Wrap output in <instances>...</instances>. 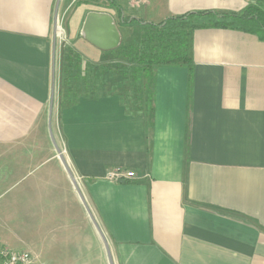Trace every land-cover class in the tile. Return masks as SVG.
<instances>
[{
	"label": "crops",
	"instance_id": "obj_1",
	"mask_svg": "<svg viewBox=\"0 0 264 264\" xmlns=\"http://www.w3.org/2000/svg\"><path fill=\"white\" fill-rule=\"evenodd\" d=\"M64 1L0 0V220L33 232L22 246L1 243L29 250L33 264H108L58 149L114 264H264V40L195 28L191 90L186 67L155 69L148 147L143 112L123 94L130 81L103 66L116 50L79 33L89 10L110 12L122 41L135 30L122 18L157 23L264 0H98L107 7L78 10L70 36L88 61L83 78L60 82L53 27ZM116 167L134 176L106 179Z\"/></svg>",
	"mask_w": 264,
	"mask_h": 264
},
{
	"label": "trees",
	"instance_id": "obj_2",
	"mask_svg": "<svg viewBox=\"0 0 264 264\" xmlns=\"http://www.w3.org/2000/svg\"><path fill=\"white\" fill-rule=\"evenodd\" d=\"M203 16H207L206 20L196 23V19ZM122 22L133 24L138 29V37L129 40L127 46L121 41L114 50L121 52V57L118 58L122 59L120 65L128 67V73L126 71L123 73L124 78L141 82L140 96L136 106L144 115L148 147L153 127L155 69L159 66L186 67L188 88L191 90L194 66L192 34L195 28L200 26H237L256 33L259 38L264 40V9L255 4H248L237 12H187L167 17L157 23H142L135 18H122ZM76 58V54L68 49L67 54L62 56V65L65 61ZM61 67L63 68V66Z\"/></svg>",
	"mask_w": 264,
	"mask_h": 264
},
{
	"label": "rangeland",
	"instance_id": "obj_3",
	"mask_svg": "<svg viewBox=\"0 0 264 264\" xmlns=\"http://www.w3.org/2000/svg\"><path fill=\"white\" fill-rule=\"evenodd\" d=\"M80 0H66L64 1V4L61 9V13L58 15L57 23L54 22V29L55 31V23L59 28H61L62 33L64 34L63 37L59 38L57 41L54 42L56 46V53L54 54V59L52 61V66H56V74H60V82H63L64 80L68 79H77V78H83V66L87 65V58L85 55L76 53L77 58L71 59L70 61H65L64 65H62V56L67 54L68 49H70V36H77L78 30L80 26V19L76 18V13L78 10L87 9V8H94V7H100L104 8L107 6H104V3L98 2V0H87V1H80ZM75 19V21H74ZM131 37L124 38L122 41L126 43L125 46L128 45V41L131 39H135L138 37V29L135 26V30L130 34ZM69 42V43H68ZM130 43V42H129ZM109 56L111 58L107 59V62L103 64V66H107L108 76L110 78H124V72L126 71L128 73V67L121 66V60L118 58L121 57L120 51H114L110 52ZM63 66V68L61 67ZM59 77V76H58ZM70 78V79H69ZM130 81L129 87L127 89H123V94L128 97V100H134V102H137L139 96H140V81H137L134 83L131 79L128 78ZM131 87V88H130ZM127 90V91H125ZM126 92V93H125ZM54 121L53 117L50 118V121ZM55 124V123H54ZM51 126V124H50ZM3 201V196L0 198V202ZM5 218V216H3ZM23 227V225H22ZM33 232H28L21 229V226L19 223H14L12 221L8 222H2L0 220V243L1 240H4L8 243H12L14 246L15 244H18V246H22L20 241H25L30 239V236ZM19 241V242H17ZM2 244V243H1Z\"/></svg>",
	"mask_w": 264,
	"mask_h": 264
},
{
	"label": "water",
	"instance_id": "obj_4",
	"mask_svg": "<svg viewBox=\"0 0 264 264\" xmlns=\"http://www.w3.org/2000/svg\"><path fill=\"white\" fill-rule=\"evenodd\" d=\"M80 35L87 40L92 45L96 46L97 48L101 50H112L117 48L121 43V34L118 28V25L116 23V20L114 16L107 11H97V10H89L86 12L84 19L82 21L80 30ZM51 134V133H50ZM51 137L53 139V136L51 134ZM59 158L61 159L65 169L67 170L70 179L77 190V193L79 195V198L85 207V210L90 218V220L93 222L94 227L96 228L99 236L101 237V240L103 242L105 252L107 255L108 264H114L110 247L108 244V241L102 232L101 228L99 227L96 219L94 218L82 192L80 191L78 184L68 167L67 163L64 161L63 156L60 154V151L57 149ZM118 182H123L124 180L122 178L117 179Z\"/></svg>",
	"mask_w": 264,
	"mask_h": 264
},
{
	"label": "built area",
	"instance_id": "obj_5",
	"mask_svg": "<svg viewBox=\"0 0 264 264\" xmlns=\"http://www.w3.org/2000/svg\"><path fill=\"white\" fill-rule=\"evenodd\" d=\"M58 19L59 18L57 15L55 18L56 23ZM56 23V30L54 31L55 41L64 36L61 28H59L58 30V26ZM132 176H134L133 171H125L119 167L109 169L105 172V178L112 181H115L118 178L125 179ZM0 264H33V255L29 250H13L0 243Z\"/></svg>",
	"mask_w": 264,
	"mask_h": 264
}]
</instances>
